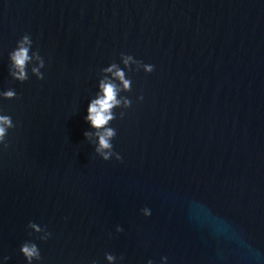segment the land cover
Masks as SVG:
<instances>
[{"label": "water", "instance_id": "water-1", "mask_svg": "<svg viewBox=\"0 0 264 264\" xmlns=\"http://www.w3.org/2000/svg\"><path fill=\"white\" fill-rule=\"evenodd\" d=\"M25 34L43 80L32 64L23 83L9 75ZM121 53L154 71H128ZM112 63L132 81L110 124L121 161L84 136ZM10 89L0 264H27L25 242L40 251L32 264H264V0H0Z\"/></svg>", "mask_w": 264, "mask_h": 264}, {"label": "clouds", "instance_id": "clouds-1", "mask_svg": "<svg viewBox=\"0 0 264 264\" xmlns=\"http://www.w3.org/2000/svg\"><path fill=\"white\" fill-rule=\"evenodd\" d=\"M32 40L28 34H25L18 42L16 48L9 53V75L18 82L23 83L28 80V66L32 64L31 73L36 76L38 80L44 79V74L41 69L45 67V61L38 51H30L32 48ZM121 61L128 71H139L143 69L146 73L154 71V66L150 64H144L142 61L136 60L131 55L121 53ZM135 65V69L131 66ZM105 75L98 82V91L94 99H91L88 108L87 115L85 117L86 122L90 125V128L94 131L84 132V136L91 143H94L95 153L101 157L104 161H108L115 157L117 161H121L122 157L119 153L114 152L112 140L116 137V130L110 127L113 120L117 118L114 110L116 108L127 109L131 107V100L125 96H121V92H130L132 81L130 78H126V72L120 68L116 63H112L110 66L101 70ZM110 74V75H108ZM17 96L15 90H7L0 92V97L4 99H15ZM138 100H142L143 96L137 97ZM125 115L124 111L119 113V117L122 119ZM12 118L9 115H0V145L3 149L9 147L6 139L9 129H14ZM95 136L96 140L93 142L92 137ZM144 216L151 215L150 209L145 207L142 209ZM28 228L36 233H43L39 237L40 240L46 241L51 233L46 231V228L38 226L36 223L29 222ZM117 232L123 231L119 226ZM31 235V233H30ZM20 251L25 257L27 264H32L34 260L39 261L41 259L40 251L35 243L25 242L21 245ZM105 258L108 264H113L117 259L112 254H105ZM123 259V257H120ZM166 260V258H162ZM95 264V261H93ZM148 264H152V261H148Z\"/></svg>", "mask_w": 264, "mask_h": 264}]
</instances>
